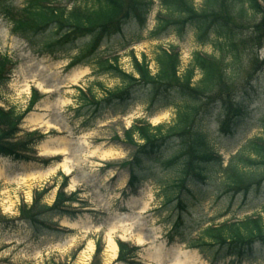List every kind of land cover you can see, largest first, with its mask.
Returning a JSON list of instances; mask_svg holds the SVG:
<instances>
[{"label":"trees","instance_id":"obj_1","mask_svg":"<svg viewBox=\"0 0 264 264\" xmlns=\"http://www.w3.org/2000/svg\"><path fill=\"white\" fill-rule=\"evenodd\" d=\"M62 1L24 0L15 6L9 0H0V15L11 26V34L39 56L66 57L75 52L68 66L91 68L95 80L85 90H78L75 117L85 119L90 115L97 119L110 111L117 113L119 108L124 112L132 104L141 105L147 115L161 109L173 111L170 125L135 122L125 132L124 140L115 137L116 142L127 143L133 149L129 162L123 165L129 172L131 191L152 178L155 168L176 179L160 190L163 210L174 217L166 233L168 242L186 244L209 264L264 259V218L260 214L241 221L210 223L199 228L195 239H190L184 220L188 211L211 197L218 203L224 201L229 210L237 199L246 200L264 192V137L240 142L236 153L223 165L204 129L205 123L218 115L225 134L236 136L239 128L250 130L255 124L264 133V113L258 119L253 116L254 109H264V59L253 58L264 49V4L260 0H202L198 8L194 0H158L156 24L147 32L146 40L158 41L172 35L180 41L192 33L198 46H209L217 56L195 52L190 65L180 71L178 52L159 47L153 59L157 67L154 72L146 56L139 60L131 55L132 68L125 71L119 64L117 49L106 46L101 50L116 38L120 50L144 39L155 10L154 0ZM234 19H245L254 26H240ZM246 62L253 71L239 85ZM16 66L14 59L0 54V88L10 82ZM98 77H108L116 84L104 89ZM233 84L234 89L223 90ZM95 88L103 92L101 98L95 95ZM31 100L22 113L0 106V158L32 160L30 155L44 140L45 135L39 132L19 140L23 120L40 100L38 91L33 92ZM61 177L54 204L46 201L54 188L36 190L34 202L21 207L18 219L0 214V227L23 222L35 237L48 232L66 235L69 231L60 227V221L77 218L89 205L79 192L67 193L69 177ZM261 208L264 213V205ZM118 246L120 264H137L138 247L120 241ZM103 251L99 241L93 264H102Z\"/></svg>","mask_w":264,"mask_h":264},{"label":"rangeland","instance_id":"obj_2","mask_svg":"<svg viewBox=\"0 0 264 264\" xmlns=\"http://www.w3.org/2000/svg\"><path fill=\"white\" fill-rule=\"evenodd\" d=\"M9 1L17 6L24 0ZM154 1L155 10L149 17L146 33L143 34L144 39L126 50H120L116 38L101 50H105L106 46L111 50L117 49L115 52L118 53L119 64L125 71L131 70V55H134L138 59L146 56L155 72L157 67L153 59L159 47L181 54L183 61L181 71L191 63L195 52L217 56L209 46H198L192 33L180 41L172 35L158 41L149 38L146 40L147 32L155 27L154 17L159 10L158 0ZM194 1L200 8L202 0ZM260 1L264 4V0ZM62 2L65 3L64 0ZM234 21L240 26H254L245 19ZM10 27L0 15V54L9 56L17 62L10 82L0 88V101L6 109L13 107L22 113L30 106L33 88L38 89L40 100L32 113L25 118L22 125L24 133L19 140L23 141L27 134L34 130L45 135V138L30 155L32 160L0 158V214L4 218L16 220L21 215L20 207L33 203L36 190L56 186L46 200L50 205L54 204L58 186L63 181L60 173L70 175L68 191L79 192L82 200L90 208L75 219L64 218L60 221L61 227L70 231L66 235L58 236L48 232L35 237L23 222H16L12 227H0V264H92L97 250L96 244L102 240L105 243L102 264H119L118 259L112 258L106 247L109 238L125 239L132 246L141 247L136 259L137 264H154L151 254L158 250L169 258L173 248L195 256L192 262L186 264H209L208 260L195 249L188 248L179 241L168 242L166 238L174 217L168 216V212L163 210L160 190L165 183L175 182L174 176L163 174L155 168L152 178L143 180L141 186L131 191L128 188L129 172L123 165L129 162L133 149L127 143L115 141V137L124 140L125 132L135 121L124 119L129 112L136 111L139 113L137 119L146 120L150 125L156 126L170 125L174 118L173 111L161 109L147 115L141 105L132 104L124 112L119 108L117 113L110 111L97 119L90 115L85 118L86 120L75 117V109L79 106L78 89H85L95 80L91 68L87 65L69 67L68 64L75 56V52H70L66 57L39 56L21 38L12 35ZM253 58L255 61L263 60L264 49ZM229 69L227 68L228 73ZM243 69L244 77L237 81L239 85L243 84L246 74L253 71L248 62ZM97 79L104 89L113 88L116 84L108 77ZM235 86L234 84L225 86L223 90L234 89ZM94 91L97 97L103 96L99 88H95ZM253 112L254 119H258L264 113V109H254ZM250 122L253 123L254 120ZM256 125L250 130H246L245 126L239 128L236 136L221 134L218 115H215L205 123L204 129L211 144L226 162L236 153L240 142L248 138L264 137V133ZM46 147L53 150L61 148L59 150L63 152L44 155L42 152ZM262 205L264 192L246 200L237 199L229 210L226 209L224 201L218 203L211 197L184 216L191 232L190 239L197 238L199 228L209 226L210 223L217 225L225 221H241L256 214L264 218ZM117 212L127 214L129 218L123 225L112 228L110 219ZM216 264L229 263L222 261ZM242 264H264V259L244 261Z\"/></svg>","mask_w":264,"mask_h":264},{"label":"bare ground","instance_id":"obj_3","mask_svg":"<svg viewBox=\"0 0 264 264\" xmlns=\"http://www.w3.org/2000/svg\"><path fill=\"white\" fill-rule=\"evenodd\" d=\"M138 114L136 111H132L129 112V114L124 118L125 120H129V119H137ZM33 122V121H32ZM61 149V148H59ZM57 148L53 149H49V148H45V150H43V154H58L59 152L62 153L63 151L59 150ZM65 153V151H64ZM0 177H1V172H0ZM129 218V216H127V214H122V213H114V215L112 216L111 223H110V227L113 228V226H118V225H123L124 223H126ZM106 247L108 248V252L110 253L112 258H119V253H120V246H118V244L116 243V241L112 238L108 239V242L106 244ZM170 255V254H169ZM152 257V262L154 264H186V262H192L195 258L194 255L191 254H186L184 252H180V250L178 248H173V250L171 251V257L167 258L165 257V255L162 254L161 251H157L156 253H153V255L151 254ZM167 258V259H166Z\"/></svg>","mask_w":264,"mask_h":264}]
</instances>
